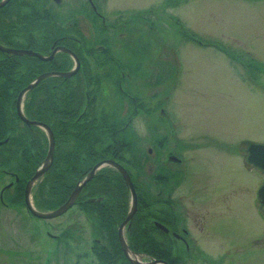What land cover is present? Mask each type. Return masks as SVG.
Segmentation results:
<instances>
[{
    "label": "rangeland",
    "instance_id": "rangeland-1",
    "mask_svg": "<svg viewBox=\"0 0 264 264\" xmlns=\"http://www.w3.org/2000/svg\"><path fill=\"white\" fill-rule=\"evenodd\" d=\"M59 1V3H56L59 8L53 9L55 15H51L49 19L60 23L64 27L69 25V19H72L73 23L75 22V28H72V32H68L67 35L71 36L72 39L75 38L78 41L89 43L92 52L97 54V49H94V45L101 43L100 38L96 40L95 44L91 39H86V36L94 28L91 20H94L95 16L91 5H88V17H85L79 11H75L81 7L82 1L88 4V0ZM94 1L98 7L103 5L104 14L106 13L107 16L108 13L110 14L109 17L111 18H108V21H113L118 10L125 17H122V19L129 18V13L136 12H142L143 14L139 15L142 17L151 16L153 30L152 33L145 34L147 38L145 41H148L151 45L148 48L147 55L142 57H139V54L137 55L135 59L139 58V60L136 62L135 68L143 63L141 66L143 71H140L142 78L150 77L156 72L160 74H178V76L173 78L175 82L166 84V86L170 85L169 101L172 104L170 106L172 111H170V115L174 117V125H179L185 134L191 135V143L197 146L201 143V147H204L205 143L208 144L209 142L205 139L203 140V138L210 136L218 139H220L219 137L230 138V140H220L229 142L233 146L241 145L242 141L264 144V0ZM150 10H153L154 13L150 14ZM146 12L150 15L145 16ZM76 26L79 27L77 28ZM144 30L148 31V28L143 26L142 29L139 26H134L130 30L127 40L125 38L122 40L123 47L126 49L128 42L136 44L137 41L136 46L139 47L138 43H140V36H142L140 31ZM109 36L113 38L112 30ZM194 36L195 39L193 38ZM213 44H220L225 49L232 50L237 55L235 57H239L240 60L231 59ZM110 48L114 53L116 47L111 44ZM14 50L32 52L33 54H27L26 57L36 58L45 64L56 60V53L52 52L49 54L50 51L49 53H42L36 49L23 48ZM0 52H2L1 49ZM36 53L42 56L44 60L39 58ZM25 55L16 54L14 58L15 56L25 57ZM86 55V52H83L85 60L89 63V68L95 70L97 78L98 75L100 76L101 88L103 84H107V91L104 92L105 94H101L100 85L88 82L90 85V98L95 95L93 101L98 102L97 105H91L89 108L96 109L97 114L95 111L92 113L87 108L79 116V119L84 114H87V119L92 122L93 117L107 115V111L114 115L111 120L123 125L120 129H122V133L125 132L128 151L120 149L121 152L118 153L109 149L107 153L116 156L118 162H112L121 166L132 180V169L127 162L135 147L130 138L131 128L126 126V122L131 117L130 104L128 103L130 100L127 96L124 97V93L116 86L118 70L115 62L113 60L104 61L92 55L91 57L87 55V57ZM123 57L126 58L125 53ZM124 60L127 62V59ZM249 61L256 63L250 64ZM79 62L80 66L81 64L84 66L81 60ZM69 70L53 67L52 70L45 71L37 78H34L20 92L16 106L18 118L23 124L36 126L29 125L27 121L37 122L28 118L25 114V99L28 95L34 89H38L44 81L51 79V77L60 76L61 79L66 81L71 80L75 74L66 76L74 71ZM43 75L49 76L37 83L38 79ZM51 82L52 88L57 80H52ZM31 84H35L33 89L22 98V111L26 118L25 121L19 114V97ZM94 84H96L95 88L93 87ZM144 86L145 84L139 87L143 88ZM51 91L53 92L54 89L52 88ZM53 102L56 103V101ZM145 109L150 111L149 107L144 108V110L141 109L142 114L145 113ZM145 117H141L140 121L136 120L135 126L133 125L140 132L139 137L144 140L148 136L147 132L149 131V124H147V118ZM37 123L44 124L41 122ZM46 126L49 127L48 125ZM38 127L48 133L46 128ZM49 129L53 132L52 128L49 127ZM144 140L140 141L141 143L137 145L135 150V152H139L136 155L137 159L139 162L141 161V167H139L140 164L136 160L137 167H135V172H137L138 168L142 169V175L146 177L149 166H146L147 162L144 163L142 160L149 149V144L145 143ZM65 142L67 144L70 143L69 141ZM58 143L59 147H62L61 144L64 142L59 141ZM58 143L55 138L54 158L49 170L55 163L57 151L59 152L61 149L59 147L57 149ZM49 147L50 143L48 144L46 158L39 168L47 160ZM208 147L198 151L194 156L196 164L192 172L188 170L181 187V191L186 196L184 202H186V206L190 207L191 211H194L193 207H197L202 203L204 207H207L206 211L209 213L208 219L212 237L202 241L200 235L196 234L198 237L197 241L200 244H204V250H206V255H201L200 259L211 257L217 261V264H264V219L256 208L258 206L257 191L264 184V173L257 168L246 170L241 159L235 153L236 150L234 153L230 152L225 155L220 149ZM155 155L156 150H154L153 156ZM80 156L83 161L84 155ZM102 158L109 157L104 156ZM86 162L88 161L84 159V166L87 169L89 163L86 164ZM97 164L91 167L89 174H86L87 176L80 181V184L85 182ZM61 168L63 167L61 166ZM113 169L117 171L116 173L128 187L122 173L115 167ZM153 169H150V174L147 175V179L151 181L159 178L158 171ZM99 172L100 169L83 185L80 193L83 194L85 192L89 196L91 189L99 186L100 181L94 182ZM2 175H0V190L12 178L9 176L3 179L4 174ZM78 186L76 184L74 192ZM152 193L156 195L158 189L153 188ZM32 196L31 199L35 202L34 194ZM137 198L138 205L135 215L140 211L144 214V206L142 207L138 196ZM85 202L86 204L104 202V197H88ZM189 203H192V207ZM74 204L75 207L68 210L62 217L46 221L38 219L22 205L18 208L17 204L10 203V207L7 209L0 205V264H61L64 262L62 261L63 257L55 258L53 248L61 235L65 237L66 234L64 232L66 230L78 241L82 242V254L89 253L90 262L98 264L91 253V246L96 239L91 236V227H89L90 231L87 230V233H85L87 238H84L85 234L76 235L80 233L79 230L82 226L91 225L84 217L81 206L79 207L77 201ZM128 204L129 208H131V201ZM127 217L128 215L126 219ZM134 217L128 222L131 229ZM157 224L162 227L159 223ZM77 228L79 230L74 231ZM155 232L158 233V231ZM257 237H263V240L261 239V241L257 242ZM143 259V256L137 255L135 262L141 263L143 261L147 264V260ZM55 261L58 262L55 263ZM64 264H72V262H64Z\"/></svg>",
    "mask_w": 264,
    "mask_h": 264
},
{
    "label": "trees",
    "instance_id": "trees-1",
    "mask_svg": "<svg viewBox=\"0 0 264 264\" xmlns=\"http://www.w3.org/2000/svg\"><path fill=\"white\" fill-rule=\"evenodd\" d=\"M31 1L34 2L30 3ZM35 4L36 0H11L8 6L0 9L1 44L28 47L49 53L53 42L66 35L67 27L51 21L50 16L44 14ZM73 40V48H78L75 50L85 64L87 61L78 45L80 42ZM218 46L231 59L240 60L239 57H235L237 55L232 50ZM72 66L69 56L64 53L59 54L55 61L45 64L36 58H9L0 52V173L4 176L12 178L18 176L22 184L26 183L45 160L49 144L47 135L41 128L23 124L18 118L16 106L18 95L41 73L52 70L53 67L69 70ZM52 80H57L55 83L57 87L53 92ZM86 83V77L79 75L67 81L48 79L38 89H34L25 100L24 109L28 118L48 125L52 128L57 143L64 142L61 144L62 147H59L58 143L57 149L58 147L61 149L56 153L55 163L34 193L35 205L41 211H53L64 205L76 184L89 174L91 167L96 165L103 155L112 156L107 150L128 151L127 138L120 129L123 125L111 120L114 115L106 111L107 115L98 114L99 117H93L92 122L87 119V114L79 119L87 109L85 106L89 94ZM89 111L92 113L95 111L97 114L96 109L89 108ZM65 141L70 143L67 144ZM82 154L83 161L80 156ZM84 159L88 161L86 164L89 163L87 169L84 166ZM138 163L141 167V161L138 160ZM2 174L0 175L3 176ZM142 174V169L138 168L135 172L136 182L144 181ZM96 181H100L99 186L90 188L89 196L85 192L81 194L77 202L93 226L94 236L98 240L95 241V249L108 250L109 253L113 252L112 255L115 253V257L118 258V254L121 253L116 229L128 215L129 189L116 171L109 168L101 170L94 182ZM21 189L19 186L17 190L21 192ZM141 190L138 186L139 194H143ZM98 196H103L104 202L86 204L85 199ZM17 202L21 204L17 199L14 204ZM143 206L146 208L149 204L142 203ZM147 218L149 213L146 215L142 211L135 215L130 234V247L136 253L162 260L164 255L160 251L149 248ZM153 239L154 244L160 243L159 237Z\"/></svg>",
    "mask_w": 264,
    "mask_h": 264
},
{
    "label": "flooded vegetation",
    "instance_id": "flooded-vegetation-1",
    "mask_svg": "<svg viewBox=\"0 0 264 264\" xmlns=\"http://www.w3.org/2000/svg\"><path fill=\"white\" fill-rule=\"evenodd\" d=\"M2 1L3 0H1L0 2ZM32 2L34 1H31L30 3ZM59 2V0H36L38 8L48 16L55 15L53 9L59 8L56 4ZM9 3L7 4V6L9 5ZM89 4L91 5V9L94 12L95 18L94 20H91L94 28L92 27L93 30L90 31L88 36H86V39H91V41L94 43L96 42V40H98V38H100L101 43L99 45L95 44L97 54L92 52V49L87 42L79 41L80 43H78V45L80 46L82 53L86 52V54L90 57L92 55L93 57H99L104 61L113 60L115 62L116 69L118 70L116 86L121 92L124 93L123 96H127L130 100V102L128 103L130 104L129 110L131 117L126 122V126L127 128H131L130 138L135 148L132 147L133 151L132 154H130L127 163H129V166L132 169L131 177L135 188L139 186L143 190H141L143 194H139L137 192L140 202L149 204L148 207L144 208L146 215H148L149 213L146 227V232L150 236V238L148 239L149 248L160 251L164 255V259H162V261H164L166 264H204L206 262L208 264H217V261L215 259H212L211 257L200 259L201 255H205L204 253L206 252V250H204V244H200L197 241L198 237L196 234L200 235L202 241L207 240L206 238L209 239L212 237L211 226L208 219L209 213L206 211L207 207H204L202 203H200L197 207H193L194 211H191L190 207L186 206V202H184V198H186V196L181 191V187L183 184L182 181L188 170L192 172L193 167L196 164L194 156L198 151L207 149V146H209L208 148L220 149L225 155H228L230 152L234 153L236 150L235 153L241 159L245 169H255L256 167L249 164V143L248 141H242L241 145L233 146V144L229 142H222L220 140H230V138L219 137L220 139H218L217 137L210 136H203V140L205 139L209 142L208 144L205 143L204 147H201V143H199V146L191 143V135L185 134L179 125H174V117L173 115H170V106L172 105L169 101L170 85L166 86V84L175 82V79L173 80V78L174 76H178V74H160L156 72V74H152L150 77L142 78V74H140V71H143V67H141L143 63L135 68L137 65L136 62L139 60V58L135 59L137 55L139 54V57L147 55L148 48L151 45V43L145 41L147 40L145 34H148L150 32L152 33L153 30V21H151V16L142 17L139 15L143 13H132L128 15L129 18L122 19L123 16L118 10L117 13H115L113 21H108L107 19L111 18L109 17L110 14L108 13V16L106 13L104 14L103 5H100V7H98L97 4H95L94 0H88V4L82 1L81 7L79 9H76L75 11H79L80 13L84 14L85 17H88ZM78 5H80V3H78ZM149 13H154V11L150 10ZM149 13L146 12L145 16L150 15ZM69 20L70 24L65 26L67 27L66 35L57 38L53 42L49 54L54 52L56 53V57H58L59 54L64 53L68 55L72 63H74L72 54H74L79 60H81V58L79 57L80 54H78L75 50L77 47L73 48L72 37L67 35L68 32H72V28H75V22L73 23L72 19ZM57 24L61 26L60 23ZM134 26H139L142 29L143 26H145L148 28V31H140L142 33V36H140V43H138L139 47L136 46L138 41L136 42V44H133V42L130 44L128 42L127 48L125 49L123 47L122 40L124 38L125 40H127L128 34H130V30ZM76 27L78 28L79 26ZM111 30L113 31V38L109 36ZM111 44L116 47L114 53L111 51ZM0 45L12 50L18 48L32 49L28 47L6 46L1 43ZM124 53L126 54V58L123 57ZM1 54L9 58L16 55L14 53L3 51L1 52ZM26 56L27 55H25V57ZM124 59H127V62ZM81 62L83 61L81 60ZM86 63L84 64V66H82L81 64L79 70L73 77H76L78 75L86 77V87L88 88L89 97L86 101L85 108H89L91 105H97L98 102L93 101L95 95H92L90 98V85L88 84V80L92 81V83L94 82L100 85V91H102L101 94H105L104 92L107 91V84H103V87L101 88L100 76L98 75L97 78L95 75V70L89 68L88 61ZM74 66L75 64H73L72 68L69 71H71ZM91 74H93V76ZM51 79H61V77L55 76L51 77ZM138 82H140V84H138ZM96 84L93 85L94 88ZM143 84H145V86L143 88H140L139 86ZM56 86L57 84H54L52 88L55 89ZM147 107L150 108V111L148 109H145V113L142 114L143 112L141 111V109L144 110V108ZM141 117L147 118V120H145L147 124H149V131L147 132L148 136L145 137V140L139 137L140 132L134 127L136 120L142 119ZM141 140H144L145 143L149 144V149L146 151L144 159L142 160L144 163L147 162L146 166H149V169L147 171L146 177H144V181L136 182L135 167H137L136 160H138L136 155H138L139 152H135V150L137 149V145L141 143ZM154 150H156L155 156H153ZM114 151L118 153L121 152L120 149H115ZM102 157H104V155ZM117 160L118 159L116 158V156L112 155L109 158H102L98 163L100 164L106 161L115 162ZM151 167L154 168V171L156 170L159 173V178H157L155 181L147 179V175L150 174L149 170H152ZM106 168L113 169L111 168V166L105 165L100 169V171ZM262 171L264 173V170ZM29 181L30 180L22 184L18 176H13V178H11V180L5 186H3L0 191V194H2V197L0 198L1 207L7 209L10 207V203L14 204L17 199L21 202L22 207L26 208V192ZM79 183L81 182L79 181L77 185H79ZM7 185H10V188L8 190H5L4 192V188ZM19 186L22 187L21 192L17 190ZM153 188L158 189V193L156 195H153L152 193ZM37 189L38 188H32L31 194L33 195ZM72 194L70 196H72ZM81 194L82 193H80L79 196ZM78 198L79 197H77L76 201H78ZM9 199L13 203L9 202ZM130 201L131 193L129 189L128 202ZM257 201V211L264 219V199L260 200V198H258V191ZM21 204L17 202V207L20 208ZM189 204L192 207V203ZM82 212L84 213V217L89 221V225L91 226L84 225L85 228L82 226L80 230L78 228L75 229L74 231H80V233H77L76 235H84L85 233H87V230L90 231L89 227H91V236L95 237L94 229L89 220V217L83 210ZM31 218L34 219L33 217ZM157 223H159L162 227L158 226ZM66 231L64 232L66 234L65 237L61 235L60 239L56 242V245L53 248L54 257L57 258L61 256L63 257L62 261L68 263L72 262V264H93L89 260V253L82 254V242L78 241V239L73 237L72 234L68 233V230ZM116 231L119 241L118 247L120 249L121 255L118 254V258H116L115 253L114 255H112L113 252L109 253L108 250H96L95 241H98L96 238L93 245L91 246V253L96 258V263L136 264V258L131 255L132 253L126 254L124 252V249L122 248V245L120 244V234L122 231L123 236L127 240V243L130 247V223H127L123 228L121 224L116 229ZM155 231H158V233H156ZM49 235L52 236L51 234ZM154 237H159V244L153 243ZM84 238H87L86 234ZM261 239L263 240V237H257L256 241L259 242L261 241ZM57 262L58 261H55V263ZM64 262H62L61 264H64Z\"/></svg>",
    "mask_w": 264,
    "mask_h": 264
},
{
    "label": "water",
    "instance_id": "water-1",
    "mask_svg": "<svg viewBox=\"0 0 264 264\" xmlns=\"http://www.w3.org/2000/svg\"><path fill=\"white\" fill-rule=\"evenodd\" d=\"M9 1L10 0H3L2 2H0V8L6 6L9 3ZM0 49L3 52H10V53H14V54H26V55L27 54H33L32 52H18V51L12 50V49L5 48V47H3L1 45H0ZM72 55L74 57V60H75V63H76V67H75V69H74L73 72L68 73L66 76H72L73 74H75L77 72V70L80 67L79 59L74 54H72ZM37 56L39 58H41V59L44 60V58L42 56H40L39 54H37ZM47 76H49V75H43V76H41L38 79L37 83L38 82H41ZM35 84H31L27 89H25L21 93V95L19 97V105H18L19 114H20V116L25 121H26V118L24 117L23 111H22V98H23V96L26 93H28L31 89H33V87H34ZM27 123L29 125H36V126H41V127L46 128L47 131H48L49 143H50L49 153H48L47 160L45 161V163L43 164V166L38 169V171L36 172V174L34 175V177L32 178V180L27 185L26 206H27V209L29 210V212L32 215H34L37 218L44 219V220H51V219H55L57 217H60V216L64 215L74 205V203H75V201H76V199H77V197H78V195L80 193V190L82 189L83 185L85 183H87V181H89V179H91L94 176V174L99 169H101L105 165H111V166L115 167L117 170H119L120 173H122V175L124 176V179H125L128 187L131 190V194H132V205H131V209L129 211L128 217H127L126 221L124 222V224L122 225V228L128 222H130V220L134 217V215H135V213L137 211V205H138L137 193H136L134 184H133L130 176L128 175V173L121 166L117 165L116 163H114L112 161H107V162L98 164L94 168V170L92 171V173L89 175V177L85 180V182H83L82 184H79V186L77 187L76 191L72 194V196L70 197V199L62 207H60L59 209H57L55 211H52V212H46V213L39 212L38 210H36L34 208V206L32 205L31 201H30V191H31V188H32L33 184L36 181L40 180L43 177V175L46 174V172L50 168L51 163L53 162V158H54L53 155H54V150H55V137H54L53 132L46 125L40 124V123H37V122H29V121H27ZM249 154H250L249 155V163L252 164V165H254V166H256V167H258V168H261L262 170H264V144H260V143H250L249 144ZM259 198L262 199V200L264 199V186L259 190ZM120 239H121L120 241H121V244L123 246L124 252L126 254H128L129 253V247L126 244V241L124 240L122 231H121V234H120ZM158 263H164V262L163 261H156V262H152L150 264H158ZM136 264H143V263H140L139 262V263H136Z\"/></svg>",
    "mask_w": 264,
    "mask_h": 264
}]
</instances>
